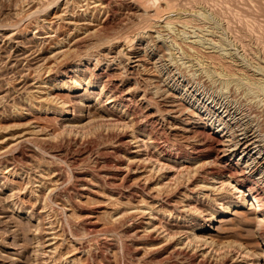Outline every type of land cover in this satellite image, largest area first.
Wrapping results in <instances>:
<instances>
[{
    "label": "rangeland",
    "instance_id": "1",
    "mask_svg": "<svg viewBox=\"0 0 264 264\" xmlns=\"http://www.w3.org/2000/svg\"><path fill=\"white\" fill-rule=\"evenodd\" d=\"M132 1L106 0L109 8L92 14L79 9L81 7L78 3L81 5L84 0H69L70 4H66V0H0V150L13 144L14 139L34 125H39L41 132L49 137L44 141L36 138L21 141L20 144L10 146L9 149H13L10 150L11 153L0 156V264H235L238 262L237 257L244 253V259L248 263L264 264V247L256 238V222L251 212L252 205L249 204L250 197L246 196L248 199L246 204L240 203V207L237 205L243 199L232 198L236 203H231L230 212H223L226 210L223 208L226 204H217L214 200L215 194L209 190H203L197 199V192L202 189L195 187L197 181L191 177L189 162H185V168L178 171L167 167L168 169H161L158 172L159 176L157 174L151 177L152 185L157 181H166L164 193L162 192L164 198L160 202L162 205L159 206L160 212H155V218L151 221L162 229L166 222H182L176 219V215L185 216L188 221H183L184 225H187L184 228L192 230L191 235L202 234L213 238L214 246L209 244L205 249L210 250L214 257L210 251L208 259L207 256L201 258L197 249L195 250L197 253L194 250L195 253H191L194 244H186L184 248L187 249L183 248L180 253H172L170 250L180 239L187 241L185 236L188 233H178V236L175 235L165 241L166 232L162 233L159 229L162 236L155 231L151 232L150 236L137 238L130 233L133 231L132 227H123L121 222L119 224L110 218L111 213L115 211L113 209L118 205V200L119 205L121 204L118 206L123 208L137 201L132 200V204L127 202L125 197H117L119 196L117 192L111 194L112 188L117 190L119 188L117 185L120 187L121 185L115 181L113 185V180L106 181V184L97 175L115 170L121 160L130 155L128 148L119 144L130 127L126 128L127 124L122 125L124 122L121 126L120 124L111 126L98 118L101 108H98L97 95L89 91L99 90L101 84L91 87L82 83V87L73 91L54 85L49 86L48 83L46 85L49 87L46 90L50 91L53 102L34 96L30 104L26 103L28 102L26 96L29 94L31 97L32 94L28 92L31 91L32 83L39 84L33 78L39 74L41 75L39 78L43 80L49 77L47 69L55 60L51 54L57 49L56 42L61 37H67L73 30L75 22L81 23L84 18H89L87 20L92 22L88 26L94 27L93 23L103 20L102 30H99L102 32L82 40L78 53H73L75 54L73 59L89 50L94 57L96 56L95 58H99L102 68H105L107 57L110 59L112 55L117 54L121 64H115L118 68L114 69L113 76L117 79L126 76L129 79L126 88L134 87L132 108L136 115L138 114L139 122L144 119V113L156 112L160 115L159 121L153 122L150 129L157 138L161 136L158 139L170 146L169 149L173 152L181 150L189 153L191 141L199 134L184 132L174 127L180 125L181 117H188L194 110L201 115L213 117L211 109L229 111L222 114L230 125L228 134H231L232 139L240 138L241 133L246 130L255 132L257 138L260 137L257 149H263L264 0H168L175 6H172L171 11L169 9L162 11L159 21L157 18L155 20L146 16L143 9ZM154 1L149 0L150 3H146H154L151 6L155 8V4L156 7L164 5L166 0ZM67 8H74L78 15L76 13L73 19H69L68 14L64 13ZM166 12L167 15L173 13L171 16L168 15L171 22ZM71 20L74 23H69ZM48 26L58 29L54 36L43 41L41 37L47 34L46 30L50 31ZM140 29L142 31H139ZM49 34L52 35L54 32ZM107 38L110 40H106ZM130 39L132 40L128 41ZM135 55L141 58V63L140 66L133 68L130 61ZM220 57L224 62H218ZM213 60H216L218 65ZM61 61L56 63L55 72H51L53 76L63 69L65 61L60 63ZM59 79L61 77L58 78V82ZM78 94L83 96L82 104L73 101L74 95ZM142 95L147 100L145 103L140 99ZM54 98L62 103L54 102ZM172 99H175L179 109L175 113L170 112L171 107L166 101ZM63 100L67 105L70 103L68 107H65ZM45 103L47 104L44 105ZM64 108L70 112L67 114ZM177 113L178 118L172 117L178 115ZM63 118L73 119L72 123L78 122L79 126H64L63 121L66 120ZM238 157L237 152L234 160ZM163 162L166 164L167 161L161 157L152 161L158 166L163 165ZM8 164L13 168H8ZM56 167L61 170L63 181L56 190L47 192L48 189L44 188L49 183L44 187L40 186L41 177L37 175L42 172L41 175L45 176L48 168ZM81 174L91 177L90 180H80ZM51 178L53 176L46 180ZM92 182L97 184L93 186ZM84 184L87 186L89 184L88 187L94 190L80 188ZM204 192L210 195L207 197L205 195L203 199ZM139 195L135 199L144 196L147 201L151 200L147 196V190L141 191ZM114 203L116 205H113ZM127 203L130 205L126 206ZM212 210L215 211V218L212 222L207 221L210 216L208 212ZM147 216L149 217V214L136 217L135 225H143L145 220H150ZM88 220H93L95 226L91 227ZM198 223H206L211 227L209 230H201L196 226ZM53 233L55 235L58 233V238L49 239L51 236L54 237ZM195 242L200 244V241ZM80 245L85 247V251L78 250ZM187 245H190V248ZM55 246L56 249L53 248ZM225 254L228 255L227 258Z\"/></svg>",
    "mask_w": 264,
    "mask_h": 264
},
{
    "label": "bare ground",
    "instance_id": "2",
    "mask_svg": "<svg viewBox=\"0 0 264 264\" xmlns=\"http://www.w3.org/2000/svg\"><path fill=\"white\" fill-rule=\"evenodd\" d=\"M66 4H70L69 0H66ZM111 1V0H110ZM132 1V0H131ZM149 0H147L146 2H148ZM154 1V0H152ZM32 2V1H31ZM30 2V3H31ZM72 2V1H71ZM79 2V1H78ZM115 2V1H114ZM121 2V1H120ZM132 2H134L135 4L138 5V7L143 9V13L146 16H149L150 18H156L158 19L159 16L161 18V14L162 11H165L166 9L169 11L173 10L172 6H175L174 3H170L168 0L165 1L164 5L158 6L156 7L155 4V8L153 6L152 8V4H147L144 0H133ZM151 2V0H150ZM148 2V3H150ZM156 2V1H154ZM81 3V1H80ZM160 3V2H159ZM111 4V3H110ZM78 5L81 7L79 9L82 10V12L88 13V11L92 14H94L95 12H101L106 8H109L108 3L106 2V0H84L83 4H79ZM68 6V5H67ZM78 6V7H79ZM66 8V7H65ZM64 8V9H65ZM75 8V7H74ZM74 8L71 9H66L64 13H66V15L68 16L69 19H73L72 17L76 16V11ZM107 10V9H106ZM64 11V10H63ZM69 11V12H68ZM175 11V10H174ZM180 12V11H179ZM111 13V12H110ZM172 13V12H171ZM170 13V14H171ZM163 14H165L163 12ZM168 14V15H170ZM175 14H177L175 12ZM174 14V15H175ZM78 15V13H77ZM138 15V14H137ZM167 15V12H166ZM167 15V16H168ZM173 15V13H172ZM63 16V15H62ZM61 16V17H62ZM107 16V15H106ZM164 16V15H163ZM171 16V15H170ZM180 16V15H179ZM95 17V16H94ZM140 17V16H139ZM177 17V16H176ZM188 17V16H187ZM96 18V17H95ZM147 18V17H146ZM145 18V19H146ZM149 18V19H150ZM165 18V17H164ZM169 18V16H168ZM89 18H84L83 22H79V23H74V21L69 22V23H74L75 26H73V30L72 31H68L69 33L67 34V37H61L56 43L57 45V49H55V51L51 54L52 57L55 58L54 62L48 67L47 72L49 73V77L48 79H40L39 75H36L33 79H36V82L39 83L36 85V83H32L33 86L31 88V97L29 96V94L26 96L27 97V104L31 103L30 100L34 97H38L41 100H45V101H50L52 100V95L50 93V91H47V87H49L50 85H54L55 87H60V88H65L67 90H73V91H77V89H79L80 87H82V83H85L86 86H98L100 85L99 90L95 91V90H90L89 93L91 94H95L97 95V103L99 105L98 108H101V113L98 115V118L101 119V121L105 120V122H108L109 124L112 125H117L121 123H125L122 125H126V128L129 126L130 129L128 130L125 137H123L120 141L119 144L125 145L129 152L130 155L126 158L124 157L125 161L121 160L122 162H120L117 167L115 168V170L113 171H106L103 172L101 175L97 173L98 177L101 178L103 181H108V180H113V185H114V181L117 182V184L119 183L120 186H118L117 184V190L115 189H111V194H114V192L118 193L119 196L117 197H125L127 198V202L129 201L130 203H132V200H136L137 203L130 205V204H126L130 205V206H125L126 208L123 207H119V200L118 202V209L116 206V209L113 213H111V217L113 221L118 222L119 224L122 223L123 227L127 226V227H132L133 231L130 232L132 233V235L134 237H140L141 236H145V235H151V232H155L156 233H160V232H166V239L164 238V240L168 241V239H171L172 237H175V235H177L178 233H188L186 236L187 241H183V240H179L174 246L173 248L170 250L172 253H180L182 252V249L185 247L186 244H194V248L191 250V253H195L196 249L198 250V255H200V257H206L208 259V255L210 254L209 251L205 248H207V246L209 244L213 245V238L211 237H206V235H196L192 233V230H188L185 229L184 227L187 225H184L185 222L183 221H188V218H185V216H182L181 214L176 215V219H178L179 221H182L180 223H168L166 222L165 225H163L162 229L161 226L158 227L157 225H154V222L151 221V219L155 218V212H160V208L159 206L162 205V203H160L162 201V198H164L163 196V188L165 186V182H161V181H157L154 185H152L150 182L151 177L153 175L158 174V172H160L161 169H165L167 167H169V169L171 170H176L178 171V169L183 168L185 165V162H189L190 166L189 169H191V177H193L194 179H196L197 184H195V187L201 188L202 190L197 192V199L200 198L199 194L201 192H203V190H209L211 192H213L212 194H215L214 200L217 202V204H226L224 205L223 208H226V210L223 212H230L232 210H230V206L232 205L231 203H236L234 202V199L232 200V198H239V199H243V201L239 202V206L240 207V203L242 204H246L247 200L246 196H249V204L252 205V213H253V218L255 219L254 221L256 222V238L257 241L259 242V244H261L264 247V148H258L257 145V141H258V137L255 134V132H250L248 130L242 132V136L238 139H232L231 138V134L229 133L230 130V125L228 124V121H226V119L224 118V114L222 113H226L229 111H225V112H221L216 109V110H212L213 111V115L216 117L215 119L213 117H210L208 115H201L198 112H196V110L191 111L192 114L189 115L186 118H180L181 122L180 125L175 126L174 128H179L180 130H183L184 132H195L198 133L199 135H195L194 139L191 141V151L188 152H184V151H175L173 152L171 149H169L167 144L162 143L158 138L160 137H156L152 130L150 129V125L153 122H157L160 119V115L156 112L154 113H144V119L142 121L139 122L138 120V114L136 115V111L132 108V106L134 105L133 101H134V91L132 87L126 88V84L128 82V78L126 76H122L121 78L117 79L115 78L114 75V69L118 68L116 67L115 64H119L121 62V59H118L116 55H112L110 59H108L107 57V62H106V67L102 68V63L99 60V58H95L94 54L91 53L89 50L82 55H78L77 59H73L74 55L78 53V49L79 46L81 45L80 43H82L86 37H90L92 35H96L99 30L101 29V26L103 25V20L99 21L98 23H93L94 27H90L88 26L90 24V22H92V20H87ZM105 19V18H103ZM141 19V18H140ZM173 19V18H172ZM177 19V18H176ZM175 19V20H176ZM189 19V18H188ZM41 20V19H40ZM95 20V19H94ZM170 20V18H169ZM180 20V19H179ZM152 21V19H151ZM159 21V19H158ZM177 21V20H176ZM141 22V21H140ZM143 22V21H142ZM156 22V21H155ZM171 22V20H170ZM175 22V21H174ZM178 22V21H177ZM186 22V21H185ZM188 22V21H187ZM195 22V21H194ZM139 23V22H138ZM150 23V22H149ZM149 23H147L149 25ZM152 23H154V20L152 21ZM176 23V22H175ZM174 23V24H175ZM190 23V22H189ZM192 23V22H191ZM45 24V23H44ZM140 24V23H139ZM144 24V22H143ZM158 24V23H157ZM165 24H167L165 22ZM195 24V23H194ZM46 25V24H45ZM43 25V26H45ZM52 25V24H51ZM105 25V24H104ZM155 25V23H154ZM153 25V26H154ZM171 25V24H170ZM191 25V24H190ZM47 26V25H46ZM45 26V27H46ZM150 26V25H149ZM165 26V25H163ZM162 26V28H163ZM169 26V25H168ZM182 26V25H181ZM195 26V25H194ZM197 26V25H196ZM50 31H47V34L45 33L44 36H42L41 38L44 39L43 41H45L47 38L52 37L55 35V33L57 32V27L56 28H51V26H48ZM55 27V26H54ZM105 27V26H104ZM152 27V26H150ZM167 27V25H166ZM43 28V27H42ZM103 28V27H102ZM136 28V27H135ZM140 28V27H139ZM161 28V27H160ZM169 28V27H167ZM147 29V28H146ZM150 29V28H149ZM159 29V28H158ZM102 30V29H101ZM152 30V29H151ZM160 30V29H159ZM139 31H142L141 29ZM144 31V29H143ZM49 32H54V34H49ZM75 32V33H74ZM102 32V31H100ZM99 32V33H100ZM104 32V31H103ZM136 32V31H135ZM44 33V32H43ZM143 33V32H142ZM104 33H101V35ZM106 34V33H105ZM139 35V34H138ZM148 35V34H147ZM110 36V35H109ZM150 36V35H149ZM98 37V36H97ZM102 37V36H101ZM100 37V38H101ZM113 37V36H112ZM138 37V36H137ZM99 38V39H100ZM115 38V37H114ZM120 38V37H119ZM127 38V37H126ZM87 39V38H86ZM85 39V40H86ZM96 39V37H95ZM98 39V40H99ZM104 39V38H102ZM101 39V40H102ZM117 39V38H116ZM129 39V38H128ZM105 40V39H104ZM108 40V38L106 39ZM110 40V39H109ZM108 40V41H109ZM127 40V39H126ZM132 39L128 40L131 41ZM135 40V39H134ZM55 41V40H54ZM112 41V39H111ZM115 41V40H114ZM121 41V40H120ZM97 42V41H95ZM102 42V41H101ZM122 42V41H121ZM43 43V42H42ZM61 44V45H59ZM80 44V45H79ZM105 44V43H103ZM107 44V43H106ZM100 45V44H99ZM132 45V44H131ZM64 46H66V48H63ZM86 46V45H85ZM98 46V45H97ZM106 46V45H105ZM81 48V47H80ZM87 48V47H86ZM191 48V47H190ZM208 48V47H207ZM187 49V48H186ZM196 49V48H194ZM85 50V49H84ZM188 50V49H187ZM190 50V49H189ZM83 51V50H82ZM186 51V50H185ZM120 52V51H118ZM117 52V53H118ZM75 53V54H73ZM148 53V52H147ZM214 53V52H213ZM50 55V54H49ZM107 55V53H106ZM105 55V56H106ZM198 55V54H197ZM205 55V54H204ZM207 55V54H206ZM218 55V54H217ZM221 55V54H220ZM231 55V54H230ZM77 56V55H76ZM99 56V55H98ZM189 56V55H188ZM208 56V55H207ZM130 57V56H128ZM134 59H132L130 61V63H133L131 66L134 68L136 66H140L141 63V58L138 56H133ZM197 57V56H196ZM210 57V56H209ZM218 57V56H217ZM191 58V57H190ZM240 58V57H239ZM52 59V58H51ZM95 59V62H94ZM222 58L220 57V59L218 58V62H224L223 60H221ZM62 60L60 63L63 62V60L65 61V65L63 67V69L60 71V73L56 74L55 76H53V73L55 72V66L56 63H58V61ZM143 60V59H142ZM217 60V59H216ZM216 60H213L216 63ZM229 60V59H228ZM197 61V60H196ZM158 62V61H157ZM161 62V61H160ZM194 62V61H193ZM149 63V62H148ZM156 63V62H155ZM214 63V64H215ZM93 64V66H92ZM121 64V63H120ZM191 64V63H190ZM210 64V63H209ZM217 64V63H216ZM220 64V63H219ZM225 65V63H223ZM223 64H221V66H224ZM61 65V64H60ZM101 65V66H100ZM115 65V67H114ZM156 65V64H155ZM218 65V64H217ZM256 65V64H255ZM254 66V65H253ZM58 67V65H57ZM129 67V66H128ZM145 67V66H143ZM194 67V66H193ZM202 67V66H201ZM234 67V66H233ZM46 68V67H45ZM120 68V67H119ZM138 68V67H137ZM151 68V67H150ZM59 69V67H58ZM127 69V68H126ZM147 69V68H146ZM226 69V68H225ZM231 69V67H230ZM229 69V70H230ZM39 70V69H38ZM43 70V69H42ZM54 70V71H53ZM218 70V69H217ZM228 70V69H227ZM254 70V69H253ZM124 71V70H123ZM143 71V70H142ZM180 71V70H178ZM209 71V70H208ZM233 71V70H232ZM241 71V70H240ZM39 72V71H37ZM53 72V73H51ZM120 72V71H119ZM122 72V71H121ZM126 72V71H125ZM141 72V71H140ZM173 72V71H172ZM213 72V71H212ZM122 74V73H121ZM126 75V74H125ZM235 75V72H234ZM41 76V75H40ZM61 77V79H59L60 81L58 82V78ZM129 77V76H128ZM133 77V75H132ZM177 77V76H176ZM254 77V76H253ZM144 78V77H143ZM168 78V77H167ZM243 78V77H242ZM229 79V78H228ZM226 80V79H225ZM35 81V80H34ZM137 82V81H136ZM43 83V84H42ZM45 83V84H44ZM50 83V84H48ZM46 84H48L49 86H47ZM164 84V83H163ZM228 85V84H227ZM261 85V84H260ZM257 87V86H256ZM141 88V87H140ZM49 89V88H48ZM236 89V88H235ZM50 90V89H49ZM165 90V89H164ZM186 90V89H185ZM145 92V91H144ZM36 93V94H34ZM136 93V92H135ZM171 93V91H170ZM245 93V92H244ZM237 95V94H236ZM260 95V94H259ZM75 98L73 99V101H76L78 103H81V101L83 100V96L78 94V95H74ZM177 96V95H176ZM235 96V95H234ZM239 96V95H238ZM141 100L145 103L147 100L145 98L144 95L140 96ZM230 97V96H229ZM33 98V99H34ZM32 99V100H33ZM39 99V100H40ZM69 99V98H68ZM220 99V98H219ZM242 99V98H241ZM259 99V98H258ZM54 102L56 103H62V101L57 102V100L54 98ZM138 100V99H137ZM248 100V98H247ZM26 101V100H25ZM65 100H63V104L65 105V107H68L69 104L67 105V102H64ZM69 101V100H67ZM167 101V105L170 108V112L175 113L177 111H179L178 109V105L175 102V99L172 100H166ZM213 101V100H212ZM241 101V100H240ZM43 102V101H41ZM53 102V100H52ZM75 102V103H76ZM231 102V101H230ZM249 102V101H248ZM44 103V102H43ZM150 103V102H149ZM181 103V102H180ZM47 103H45L44 105H46ZM82 104V103H81ZM214 104V103H213ZM61 105V104H60ZM148 105V104H147ZM223 105V104H222ZM252 105V104H251ZM50 106V105H49ZM56 106V105H55ZM54 106V107H55ZM221 106V105H220ZM230 106V105H229ZM250 106V105H249ZM219 107V106H218ZM32 108V106H31ZM139 108V107H138ZM150 108V107H149ZM206 108V107H205ZM214 108V107H213ZM232 108V107H231ZM50 109V108H49ZM147 109V108H146ZM181 109V107H180ZM207 109V108H206ZM220 109V108H219ZM222 109V108H221ZM228 109V108H227ZM230 109V108H229ZM45 110H47V107H45ZM63 110H65V112H67V114L70 112L69 109L64 108ZM61 110V112L63 111ZM149 110V109H148ZM226 110V109H225ZM231 110V109H230ZM157 111V110H156ZM234 111V110H233ZM258 111V110H257ZM72 112V111H71ZM145 112V111H144ZM160 112V111H159ZM162 112V111H161ZM170 112H168L170 114ZM189 112V110H188ZM201 112V111H200ZM236 112V110H235ZM239 112V111H238ZM245 112V111H244ZM73 113V112H72ZM183 113V112H182ZM233 113V112H232ZM231 113V114H232ZM247 113V112H246ZM75 114V113H74ZM161 114V113H160ZM178 114V113H177ZM243 114V113H242ZM230 115V114H228ZM236 116V114H234ZM247 115V114H246ZM261 115V114H260ZM232 116V115H231ZM142 117V116H141ZM172 117L174 118H178V115H173ZM243 118V117H242ZM250 118V117H249ZM264 118V117H263ZM66 121H63L64 126H79L77 123L74 124L72 123L73 119H69V118H63ZM141 119V118H140ZM240 119V118H239ZM258 119V118H257ZM262 119V118H261ZM263 120V119H262ZM74 121V120H73ZM220 122L219 124L216 125L217 122ZM245 121V120H244ZM250 121V120H249ZM236 122V121H235ZM84 125L86 124L83 123ZM129 124V125H128ZM251 125V124H250ZM263 125V124H262ZM39 126V125H38ZM38 126H31L28 130L26 129V131L24 133H22L19 137H17L16 139H14L13 144H10L9 146H5V148L3 150H0V156H6L9 154L10 150L9 149L10 146H14V144H17L21 141H25V140H30V139H40V140H46L49 137L47 136L46 133L41 132V128H38ZM83 126V125H82ZM80 126V127H82ZM123 126V127H124ZM243 126V125H242ZM247 126V125H246ZM253 126V125H252ZM108 127V126H107ZM241 127V126H240ZM257 127V126H256ZM77 128V127H76ZM79 128V127H78ZM118 129H120L119 127H116ZM115 128V130H116ZM68 129V128H67ZM71 129V128H70ZM123 129V128H121ZM244 129V128H243ZM241 129V130H243ZM240 130V129H238ZM245 130V129H244ZM264 130V129H263ZM125 131V130H123ZM255 131V130H254ZM258 131V130H257ZM256 131V132H257ZM262 131V130H261ZM231 132V131H230ZM233 132V131H232ZM166 133V132H165ZM177 134V133H176ZM240 134V135H241ZM258 134V133H257ZM261 134V133H260ZM15 135V134H14ZM51 135V134H50ZM158 135V134H157ZM180 135V134H179ZM182 135V134H181ZM235 135V134H234ZM167 136V135H166ZM238 136V135H236ZM11 137V136H10ZM52 137V136H51ZM163 137V136H162ZM262 138V137H261ZM264 138V137H263ZM4 139V138H3ZM164 140V139H163ZM184 140V139H183ZM262 140V139H261ZM16 141V142H15ZM260 141V140H259ZM3 143V142H2ZM35 143V142H34ZM41 143V142H40ZM172 143V142H171ZM20 144V143H19ZM18 144V145H19ZM23 144V143H22ZM21 144V145H22ZM118 144V145H119ZM17 145V146H18ZM41 145V144H40ZM116 145V144H115ZM186 145V144H185ZM264 145V144H263ZM260 146V144H259ZM3 147V146H2ZM179 147V146H178ZM263 147V146H262ZM2 149V148H1ZM15 149V148H14ZM21 149V148H20ZM18 150V149H17ZM16 150V151H17ZM124 150V149H123ZM13 151V149H12ZM239 153V157L234 160V156L236 153ZM11 153V152H10ZM22 155V154H21ZM31 155V154H30ZM23 157V156H22ZM122 157V156H121ZM163 158L164 160H166V164H164L165 162H163V165H155L157 162L155 161V164L152 163V161L155 158ZM1 158V157H0ZM8 158V157H7ZM6 158V159H7ZM5 161V160H4ZM3 161V162H4ZM9 162V161H8ZM35 162V161H34ZM117 163V162H116ZM13 164V163H11ZM34 164V163H33ZM149 164V165H148ZM161 164V163H160ZM39 165V164H38ZM105 165V164H104ZM101 166V165H100ZM103 166V165H102ZM8 168L12 169L13 166H11L10 164H8L7 166ZM22 167V166H21ZM114 167V166H113ZM185 168V167H184ZM7 169V168H6ZM38 169V168H36ZM95 169V168H94ZM103 169V168H101ZM168 169V168H167ZM39 170V169H38ZM183 170V169H182ZM8 171V170H7ZM6 171V172H7ZM37 171V170H36ZM40 171V170H39ZM45 171V169H43V172ZM97 171V170H96ZM101 171V170H100ZM180 171V170H179ZM184 171V170H183ZM182 171V172H183ZM21 172V171H20ZM27 172V171H26ZM32 172V171H31ZM187 172V171H185ZM189 172V171H188ZM13 173V172H12ZM29 173V172H28ZM40 173V172H39ZM45 173V172H44ZM43 173V174H44ZM61 170L57 167L54 169H50L48 168L47 174L45 176L38 174L37 176L41 177V179H39V181L42 183V185L40 184V186H45L46 183H49L44 189H48L47 192H53L54 190H56L58 188V185L63 181V176L61 174ZM93 173V172H92ZM101 173V172H100ZM184 173V172H183ZM51 174V176H53V178L48 179L49 176ZM179 174V173H178ZM183 175V174H182ZM30 176V175H29ZM49 176V177H48ZM90 176V175H89ZM159 176V174H158ZM161 176V175H160ZM181 176V175H180ZM48 177V178H47ZM80 180H90V178H88V176H86L85 174H81L80 176ZM182 177V176H181ZM184 177V176H183ZM35 178V177H34ZM156 178V177H155ZM179 178V177H177ZM154 179V177H153ZM189 179V178H187ZM35 180V179H34ZM101 180V181H102ZM190 180V179H189ZM5 181V180H4ZM37 181V180H36ZM94 181V180H92ZM178 181V180H177ZM91 182V181H90ZM89 182V183H90ZM96 182V181H94ZM92 182L93 186L97 183ZM110 182V181H109ZM112 182V181H111ZM188 182V181H187ZM99 183V182H98ZM83 184V183H82ZM91 184V183H90ZM104 184V182H103ZM107 184V182H106ZM112 185V183H110ZM39 185V184H37ZM105 185V184H104ZM109 185V184H108ZM60 186V185H59ZM89 186V184H88ZM86 184H84L82 187V189H88V187ZM99 186V185H98ZM110 186V185H109ZM108 187V186H107ZM112 187V186H111ZM114 187V186H113ZM175 187V186H174ZM177 188V187H176ZM38 189V188H37ZM43 189V188H42ZM90 189V188H89ZM90 190H94V189H90ZM147 190V196H149L151 198V200L147 201L144 196L141 197L140 199H135L136 196L139 195V193L141 191H145ZM87 191V190H86ZM89 191V190H88ZM170 191V190H169ZM14 192V191H13ZM45 192V191H44ZM93 192V191H92ZM163 192V193H162ZM172 192V190H171ZM12 193V192H11ZM207 193V192H206ZM15 195V194H14ZM168 195V194H167ZM209 196L210 194H205V192L203 193L202 198L204 199L205 196ZM113 196V195H112ZM110 196V198L112 197ZM140 196V195H139ZM146 196V195H145ZM191 196V195H190ZM14 197V196H12ZM45 197V196H44ZM116 197V196H115ZM168 197V196H167ZM109 198V199H110ZM113 198V197H112ZM45 198H43L44 200ZM108 199V200H109ZM117 199V198H114ZM187 199V198H186ZM238 199V200H239ZM46 200V199H45ZM107 200V201H108ZM111 200V199H110ZM176 200V199H175ZM114 201V200H113ZM116 201V200H115ZM114 201V202H115ZM164 201V200H163ZM79 202V201H78ZM110 202V201H109ZM122 202V201H121ZM120 202V203H121ZM125 202V201H124ZM167 202V201H166ZM48 203V202H47ZM123 203V202H122ZM126 203V202H125ZM124 203V205H125ZM45 204V202H44ZM80 204V203H78ZM174 204V203H172ZM177 203L175 202V205ZM238 204V203H237ZM47 205V204H45ZM44 205V206H45ZM49 205V204H48ZM67 205V204H65ZM113 205H116L115 203ZM123 205V204H122ZM171 205V204H170ZM222 205V206H223ZM235 205V204H234ZM191 207V206H190ZM44 208V207H43ZM47 208V206H46ZM49 208V207H48ZM115 208V207H114ZM209 208V207H208ZM175 209V208H174ZM188 209V208H187ZM206 209V208H205ZM51 210V209H49ZM149 210V211H147ZM163 210V209H162ZM181 210V209H180ZM182 211V210H181ZM166 212V211H165ZM197 213V209L195 211ZM49 213V212H48ZM200 213V212H198ZM203 214V212H201ZM209 213V217L206 219L207 221H213L215 218V211L212 210ZM146 214H149V219L150 220H145L143 225H135L136 221L135 218L141 215L144 216ZM160 214V213H159ZM170 214V213H169ZM49 215V214H47ZM89 215V214H88ZM87 215V216H88ZM172 215V214H171ZM173 216V215H172ZM204 216V215H203ZM206 216V215H205ZM170 217V216H169ZM142 219V218H141ZM248 219V218H247ZM192 220V219H191ZM251 220V219H250ZM142 221V220H139ZM53 222V221H52ZM84 222V221H83ZM96 222V221H95ZM121 222V223H120ZM143 222V221H142ZM246 222V221H245ZM88 223L91 224L93 226H95L94 221L93 220H88ZM114 223V222H112ZM247 223V222H246ZM50 224V223H49ZM53 225V224H52ZM51 225V226H52ZM115 225V224H114ZM117 225V224H116ZM54 226V225H53ZM108 226V225H106ZM199 229L201 230H209V228L211 227V225L206 224V223H198V225H196ZM49 227V226H48ZM102 227V226H101ZM104 227V226H103ZM192 227V226H191ZM196 227V228H197ZM88 228V227H87ZM188 228V227H187ZM126 229V228H125ZM159 229H161V231L159 232ZM192 229V228H191ZM194 229V226H193ZM87 230V229H86ZM128 230V229H127ZM90 231V230H89ZM158 231V232H157ZM52 232V230L50 231ZM49 232V233H50ZM191 232V233H190ZM61 233V232H60ZM162 233L161 236L163 235ZM51 234V233H50ZM54 234V233H53ZM58 234V233H57ZM54 234V237H49L50 238H56L58 235ZM62 235V234H61ZM60 235V236H61ZM154 235V234H152ZM59 236V237H60ZM178 236V235H177ZM180 236V235H179ZM133 237V238H134ZM155 237V236H153ZM165 237V236H164ZM58 238V237H57ZM132 238V239H133ZM135 238V240L137 239ZM139 238V239H140ZM156 238V237H155ZM158 238V237H157ZM177 238V237H176ZM210 238V239H208ZM60 239V238H59ZM52 240V239H51ZM63 240V239H62ZM178 240V239H177ZM56 241V240H55ZM195 241H200V244H196ZM57 242V241H56ZM175 242V241H174ZM64 243V242H62ZM167 243V242H165ZM169 243V242H168ZM52 244V243H50ZM59 244V243H58ZM164 244V243H162ZM196 244V245H195ZM189 245V246H190ZM53 246V245H52ZM91 246V245H90ZM162 246V245H161ZM188 246V245H187ZM188 246V247H189ZM214 246V245H213ZM78 250L81 249V251H85V247H83L82 245L78 246ZM53 248H57L56 246ZM87 248V247H86ZM190 248V247H189ZM188 248V249H189ZM219 248V247H218ZM93 249V248H91ZM184 249H187L184 248ZM52 250V249H51ZM75 250V249H72ZM181 250V251H180ZM195 252H194V251ZM220 249H218L219 251ZM227 251V250H226ZM239 251V250H238ZM45 252V251H44ZM211 252V251H210ZM245 252V251H244ZM247 254L249 253L248 251H246ZM170 253V252H169ZM197 253V252H196ZM239 253V252H238ZM237 253V255H238ZM90 254V253H89ZM212 254V252H211ZM210 254V255H211ZM222 254V253H221ZM234 254V252H233ZM191 255V254H189ZM196 255V254H195ZM213 255V254H212ZM171 256V255H170ZM188 256V255H187ZM226 256V258L228 257V255H224ZM245 253L244 254H240V256L237 257L238 262H236L235 264H255V263H248V261H246L244 259ZM214 257V255H213ZM212 257V258H213ZM233 257V256H232ZM240 257V258H239ZM248 258V257H247ZM246 258V259H247ZM250 258V257H249ZM248 258V259H249ZM78 259V258H77ZM211 259V258H210ZM235 259V258H234ZM233 259V261H234ZM74 260V259H73ZM202 260V259H201ZM206 260V259H203ZM202 260V261H203ZM236 260V259H235ZM75 261V260H74ZM233 263V262H232Z\"/></svg>",
    "mask_w": 264,
    "mask_h": 264
}]
</instances>
